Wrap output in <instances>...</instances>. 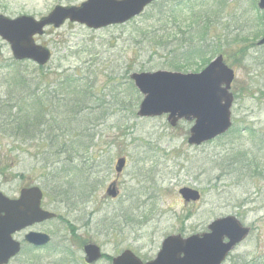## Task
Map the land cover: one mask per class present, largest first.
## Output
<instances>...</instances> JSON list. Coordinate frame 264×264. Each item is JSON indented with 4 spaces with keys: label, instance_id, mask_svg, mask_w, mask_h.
I'll return each instance as SVG.
<instances>
[{
    "label": "rangeland",
    "instance_id": "1",
    "mask_svg": "<svg viewBox=\"0 0 264 264\" xmlns=\"http://www.w3.org/2000/svg\"><path fill=\"white\" fill-rule=\"evenodd\" d=\"M62 2L84 0H0V15L38 20ZM257 2L159 0L123 25L93 30L66 22L46 28L35 37L37 45L51 52L42 71L30 62L13 61L0 39V104L14 98L21 107V74L43 80L44 88L71 75L93 97L78 114L76 128L63 131L66 141L77 143L70 149L72 166L84 173L79 178L78 169L69 170L63 181L72 184L74 195L55 200L52 187L59 183L46 179L36 158L37 143L21 144L4 134L0 191L12 197L23 186H39L45 204L63 219L46 229L53 243L68 246L74 259L82 257L83 245L92 243L105 256L97 264H111L124 250L149 261L165 237L201 234L213 220L236 216L250 233L224 264H264V45H257L264 24ZM157 4L163 13L152 16ZM192 50L202 52L192 55ZM218 55L235 74L231 128L225 135L195 147L187 143L192 122L171 127L166 116L137 117L142 95L131 74L199 73L207 66L203 61ZM49 95L60 99L54 91ZM67 110L61 105L58 115L67 118ZM4 114L8 111L0 112V120ZM119 158H125L126 166L117 176ZM114 182L118 196L112 199L106 189ZM183 188L198 191L200 200L184 205L178 193ZM23 261L21 255L10 264ZM52 261L44 257L40 264Z\"/></svg>",
    "mask_w": 264,
    "mask_h": 264
},
{
    "label": "water",
    "instance_id": "2",
    "mask_svg": "<svg viewBox=\"0 0 264 264\" xmlns=\"http://www.w3.org/2000/svg\"><path fill=\"white\" fill-rule=\"evenodd\" d=\"M156 0H88L80 7H55L49 15L36 21L30 16L10 19L0 16V39L9 45L16 61H31L38 67L46 66L50 51L35 43V36L44 35V29L61 27L65 21L85 25L90 29H101L121 25L139 16ZM257 7L263 12L264 0ZM264 45V36L258 41ZM134 87L142 95L136 113L139 118H154L165 115L171 127L184 120L192 122L187 143L200 146L228 132L231 128V107L234 97L230 92L234 72L217 56L199 73L156 71L133 73L129 76ZM125 159L116 161L115 172L119 175ZM179 195L184 204L200 200L196 190L183 188ZM106 194L116 198L118 192L113 185ZM41 191L37 187L23 189L17 200L0 193V264L20 251V245L12 235L43 221L51 220L54 214L40 208ZM249 234V229L233 216L219 218L210 223L207 231L183 238L180 235L166 237L155 259L142 263L130 251H124L113 259L112 264H221L229 252ZM26 242L41 246L50 239L40 233H30ZM226 240V241H225ZM85 262L93 264L101 258L99 247L88 244L84 247Z\"/></svg>",
    "mask_w": 264,
    "mask_h": 264
},
{
    "label": "trees",
    "instance_id": "3",
    "mask_svg": "<svg viewBox=\"0 0 264 264\" xmlns=\"http://www.w3.org/2000/svg\"><path fill=\"white\" fill-rule=\"evenodd\" d=\"M172 7L169 8L168 6L167 8L171 9ZM162 10L161 4H157L156 7L154 6L152 16L157 13L159 15L160 12L163 13ZM261 32L262 30L260 34ZM191 52L192 55H195L202 51L194 52L192 50ZM215 52L217 51L214 50L213 53ZM209 62L210 60L203 61V65ZM42 69L37 68L38 71H42ZM62 77L55 79L52 87L44 88L42 87L43 80L38 79L36 81L25 77L23 74L19 75L18 85L20 83L22 87L21 107H18V102L14 98H9L8 101H3L0 104L1 113L8 111V114H4L0 120V134H4L15 141L18 140L21 144L35 141L37 150L39 149L36 158L38 164L41 165L40 168L45 171L46 179L55 180L59 183L52 187V195L60 199H68L74 195L73 186L70 182L68 184L63 183V181L68 178L70 171L78 169L76 173L80 175L79 178H82L84 173L78 167L72 166L73 160L70 157H72L73 151L71 152V150L74 149L72 146L77 143L66 141L63 137V131L67 126L70 130H73V127L76 128L75 123L78 114L87 106L84 104L91 102L93 97L90 88L85 83H81V80H75L71 75ZM49 89L56 94L59 93L60 99L56 100L51 97ZM56 103L61 104L57 105ZM61 105L68 108L67 118L58 115V109ZM17 108L19 109L16 110ZM53 114L54 116H52ZM58 132L62 133L58 134ZM53 159L58 161L50 163ZM53 164L58 166L55 167ZM75 179L78 180V177ZM81 195L84 196L83 192Z\"/></svg>",
    "mask_w": 264,
    "mask_h": 264
},
{
    "label": "flooded vegetation",
    "instance_id": "4",
    "mask_svg": "<svg viewBox=\"0 0 264 264\" xmlns=\"http://www.w3.org/2000/svg\"><path fill=\"white\" fill-rule=\"evenodd\" d=\"M88 0H84V2H87ZM84 2H81L79 4H63V2L59 5H55L52 10L55 7H75V6H80L82 5ZM51 10V11H52ZM50 11V12H51ZM49 12V13H50ZM40 19V18H39ZM35 185H27V186H23L21 188H19L18 190V195L17 196H12L9 197V199L12 200H17L20 197V192L23 189L26 188H30L33 187ZM41 189V188H40ZM43 196H42V200L40 203V208L44 211L53 213L56 215V218L53 220H49V221H44L42 223L39 224H34L32 226H30L29 228L20 230L19 232H16L14 235H12V238L15 242H17L20 245V252L18 253L17 256H15L13 259H11L9 261L10 263H13L15 261L18 260V258L23 255L24 257V261L22 263H18V264H40V261L42 260V258L44 257H49V258H53V261L50 262V264H87L85 262V254H84V245L82 246V257L74 259L72 255H70L68 253V246L66 244H57V243H53V235L52 232L48 229H46L50 224L52 223H59L63 221L62 217L59 216L56 212H54V210L51 208V206L45 204L44 201V191L41 189ZM54 197V196H52ZM59 197H54V199H58ZM60 199V198H59ZM236 217V216H235ZM237 218V217H236ZM238 219V218H237ZM239 220V219H238ZM241 223V222H240ZM242 224V223H241ZM243 225V224H242ZM244 226V225H243ZM250 229V228H249ZM30 233H40V234H45L50 238V242L45 244V245H41V246H34L28 242H26V236ZM239 246V245H238ZM161 248V245H160ZM159 248V250H160ZM235 249V248H234ZM158 250V252H159ZM125 251V250H124ZM130 251V250H129ZM234 251V250H233ZM232 251V252H233ZM123 252V251H122ZM121 252V253H122ZM157 252V253H158ZM232 252L230 254H228V257L226 258L225 262L229 259L230 255L232 254ZM120 253V254H121ZM119 254V255H120ZM28 255L27 259H25V256ZM117 255V256H119ZM157 255V254H156ZM116 256V257H117ZM136 256V255H135ZM31 257V259H30ZM137 257V256H136ZM105 258V256L102 254V257L99 261L94 262L93 264H97L98 262H100L101 260H103ZM142 261V260H141ZM151 261V260H149ZM149 261H145L143 263L149 262ZM224 262V263H225ZM223 263V264H224ZM111 264H112V260H111Z\"/></svg>",
    "mask_w": 264,
    "mask_h": 264
}]
</instances>
